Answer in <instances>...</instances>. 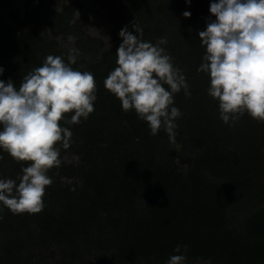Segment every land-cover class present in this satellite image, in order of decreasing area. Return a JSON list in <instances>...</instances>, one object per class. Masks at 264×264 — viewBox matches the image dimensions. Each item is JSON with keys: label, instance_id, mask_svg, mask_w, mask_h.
<instances>
[{"label": "trees", "instance_id": "16d2710c", "mask_svg": "<svg viewBox=\"0 0 264 264\" xmlns=\"http://www.w3.org/2000/svg\"><path fill=\"white\" fill-rule=\"evenodd\" d=\"M211 2L26 0L23 12L10 10V24L0 20V80L19 87L48 55L67 61L70 51L60 50L56 39L68 36L77 50L73 68L90 71L97 87L95 110L86 120L59 122L73 135L71 146L60 150L61 165L49 170L53 183L46 187L44 209L16 215L0 210V264H81L78 239L97 245V254L112 264H166L177 245L186 246V261L264 264V122L245 114L225 124L218 102L207 94L209 78L197 71L205 52L198 33L215 19ZM95 8L113 25L110 49L85 32ZM133 23L146 41L167 38L163 47L190 86V97L183 90L174 97L182 113L174 142L163 129L150 135L147 123L123 111L104 87L117 66L118 33L127 25L135 34ZM0 155V178L18 182L30 162ZM66 155L77 156V163L66 164ZM253 190L255 208L240 224L231 223L228 213ZM44 245L61 248L60 256L35 261L30 250Z\"/></svg>", "mask_w": 264, "mask_h": 264}, {"label": "clouds", "instance_id": "9594fccd", "mask_svg": "<svg viewBox=\"0 0 264 264\" xmlns=\"http://www.w3.org/2000/svg\"><path fill=\"white\" fill-rule=\"evenodd\" d=\"M209 12L215 19L198 33L205 52L197 69L209 78L207 94L218 102L225 124L231 126L245 114L264 122V0H213ZM131 26L135 34L127 25L118 33L122 42L116 50L117 66L104 87L119 99L123 111H134L147 123L150 135L163 129L174 142L176 121L182 116L174 97L182 90L190 97V86L163 47L167 38L152 43L143 39L139 24ZM76 61V50L69 52L67 61L48 55L42 66L23 77L19 87L11 79L0 80V153H8L17 163L30 162L22 167L18 182L0 178V210L16 215L44 209L46 187L53 183L49 170L61 165L60 150L71 146L73 135L59 122L79 124L94 112V75L74 69ZM68 113H72L70 119L65 116ZM182 247L186 248L173 249L175 254L166 264H185Z\"/></svg>", "mask_w": 264, "mask_h": 264}, {"label": "rangeland", "instance_id": "374dc122", "mask_svg": "<svg viewBox=\"0 0 264 264\" xmlns=\"http://www.w3.org/2000/svg\"><path fill=\"white\" fill-rule=\"evenodd\" d=\"M26 0H0V20H2L6 24H10L8 20V14L11 9H17L23 12L24 4ZM50 1V0H46ZM87 4V3H86ZM82 12L75 13V18L80 16ZM89 25L85 27V32L93 37L100 39L104 44V49H110L113 47V40L111 36V31L113 25L107 21L104 17L103 12L100 11L98 8H95L88 16ZM42 35L45 38H50L49 31L47 28L42 29ZM58 43V47L60 50L64 51H72L76 50L73 37H58L56 39ZM77 52V50H76ZM77 156L75 155H66L64 157V161L66 164H74L77 163ZM65 184H73V180H63ZM256 191H251L250 193L246 194L243 197L242 202L238 203L235 207H233L230 212L228 213V217L231 223L240 224L245 216L252 212L257 204L256 199ZM1 240V238H0ZM33 243H30L31 246ZM34 246V245H32ZM77 248L80 249L81 257V264H112V262L108 259H103L99 254H97V245L88 246L84 242L77 241L75 244ZM91 247V248H90ZM1 248V247H0ZM36 249V250H34ZM30 250L31 254H34L35 261L39 259H45L47 261H53L60 256L61 248L53 245H44V246H37ZM185 264H209L204 261L200 260H187Z\"/></svg>", "mask_w": 264, "mask_h": 264}]
</instances>
